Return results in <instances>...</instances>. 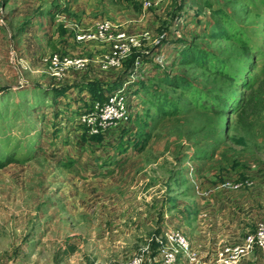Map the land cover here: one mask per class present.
<instances>
[{
  "label": "rangeland",
  "instance_id": "1",
  "mask_svg": "<svg viewBox=\"0 0 264 264\" xmlns=\"http://www.w3.org/2000/svg\"><path fill=\"white\" fill-rule=\"evenodd\" d=\"M263 223L264 0H0V264L159 261L168 230Z\"/></svg>",
  "mask_w": 264,
  "mask_h": 264
},
{
  "label": "built area",
  "instance_id": "2",
  "mask_svg": "<svg viewBox=\"0 0 264 264\" xmlns=\"http://www.w3.org/2000/svg\"><path fill=\"white\" fill-rule=\"evenodd\" d=\"M110 37L113 39L112 26L109 22H103L96 27L94 33L82 34L78 36L79 41L93 40ZM127 37L124 33L118 34L115 39V47L113 55L117 56L119 50L124 46L123 52L128 51L125 41ZM116 41L118 42L116 44ZM122 42V43H121ZM121 94V93H120ZM111 99L105 106V124L113 125L116 121H120L125 117V114L119 112V102L117 98ZM115 104V106H114ZM110 125V126H111ZM159 261H154L145 258L148 250H142L140 254L135 256L129 264H179L185 259L188 264H199L201 261L200 255L193 249L190 239L184 233L176 230H168L165 232V238L160 242ZM259 251L264 253V223L246 236L244 241L238 245H226L221 247L216 253V264H238L247 255Z\"/></svg>",
  "mask_w": 264,
  "mask_h": 264
},
{
  "label": "crops",
  "instance_id": "3",
  "mask_svg": "<svg viewBox=\"0 0 264 264\" xmlns=\"http://www.w3.org/2000/svg\"><path fill=\"white\" fill-rule=\"evenodd\" d=\"M225 173H227L225 171ZM220 188L223 187V188H231L233 189L235 186H232L230 182H227L223 185H220L219 186ZM226 197H229V195H226ZM204 235H206V232L204 233ZM195 238V237H193ZM245 239V238H244ZM192 246H193V249L200 255V258H201V264H204L203 260L205 259L206 255H209V254H216L217 251L223 247V246H226V245H230V244H218V243H215V244H212V243H209L207 245V242H205L206 245L204 244H200V243H196L195 241H192L191 242Z\"/></svg>",
  "mask_w": 264,
  "mask_h": 264
},
{
  "label": "trees",
  "instance_id": "4",
  "mask_svg": "<svg viewBox=\"0 0 264 264\" xmlns=\"http://www.w3.org/2000/svg\"><path fill=\"white\" fill-rule=\"evenodd\" d=\"M199 58V57H198ZM168 83H170L169 81H168ZM159 109H162V107L160 106V108Z\"/></svg>",
  "mask_w": 264,
  "mask_h": 264
}]
</instances>
